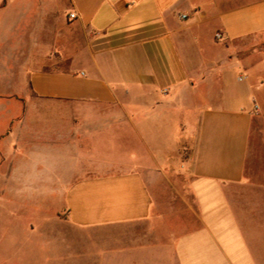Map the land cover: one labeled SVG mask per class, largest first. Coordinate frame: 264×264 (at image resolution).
Listing matches in <instances>:
<instances>
[{"label":"crops","instance_id":"1","mask_svg":"<svg viewBox=\"0 0 264 264\" xmlns=\"http://www.w3.org/2000/svg\"><path fill=\"white\" fill-rule=\"evenodd\" d=\"M37 8L53 47L0 149L46 150L47 264H264V0Z\"/></svg>","mask_w":264,"mask_h":264},{"label":"rangeland","instance_id":"2","mask_svg":"<svg viewBox=\"0 0 264 264\" xmlns=\"http://www.w3.org/2000/svg\"><path fill=\"white\" fill-rule=\"evenodd\" d=\"M7 1L9 7L0 8V98L5 99H0V147L11 128L10 115L29 106L25 102L29 70L53 47L46 36L41 35L37 45L33 39L47 24L46 14L37 15L38 4L45 0ZM20 130L5 145L6 160L0 149V264H47V225L55 219L60 201L49 198L47 179L35 178V167L47 158L46 150L31 151L35 144L27 128Z\"/></svg>","mask_w":264,"mask_h":264},{"label":"built area","instance_id":"3","mask_svg":"<svg viewBox=\"0 0 264 264\" xmlns=\"http://www.w3.org/2000/svg\"><path fill=\"white\" fill-rule=\"evenodd\" d=\"M77 18V15L76 14H71L70 15V19L71 20H75ZM182 19L183 20H186L187 19V16H182ZM222 38H223V36L221 35V34H217L216 35V39H218V40H222ZM256 110H258V107L256 108Z\"/></svg>","mask_w":264,"mask_h":264},{"label":"trees","instance_id":"4","mask_svg":"<svg viewBox=\"0 0 264 264\" xmlns=\"http://www.w3.org/2000/svg\"><path fill=\"white\" fill-rule=\"evenodd\" d=\"M7 2V0H5V3Z\"/></svg>","mask_w":264,"mask_h":264}]
</instances>
